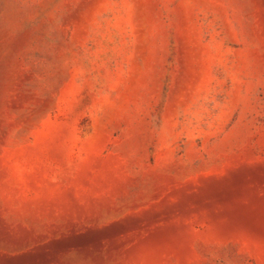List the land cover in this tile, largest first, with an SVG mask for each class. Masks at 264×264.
I'll list each match as a JSON object with an SVG mask.
<instances>
[{"label": "rangeland", "instance_id": "obj_1", "mask_svg": "<svg viewBox=\"0 0 264 264\" xmlns=\"http://www.w3.org/2000/svg\"><path fill=\"white\" fill-rule=\"evenodd\" d=\"M0 264H264V0H0Z\"/></svg>", "mask_w": 264, "mask_h": 264}]
</instances>
